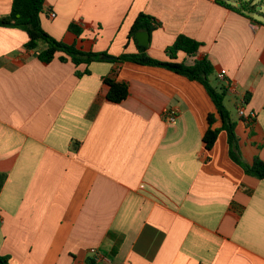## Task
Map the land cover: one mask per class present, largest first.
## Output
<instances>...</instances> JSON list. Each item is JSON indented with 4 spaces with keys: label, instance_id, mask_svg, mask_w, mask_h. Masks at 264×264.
I'll list each match as a JSON object with an SVG mask.
<instances>
[{
    "label": "crops",
    "instance_id": "1",
    "mask_svg": "<svg viewBox=\"0 0 264 264\" xmlns=\"http://www.w3.org/2000/svg\"><path fill=\"white\" fill-rule=\"evenodd\" d=\"M11 4L0 0V15ZM140 13L159 24L149 56L168 60L165 48L185 35L201 46L178 62L207 58L217 87L235 88L226 95L236 106L248 97L254 119L238 117L239 151L246 163L264 161V21L250 16L264 13L215 0H45L41 26L116 57L137 51L127 35ZM27 40L0 28V255L9 264H264V180L230 159L224 131L205 149L215 107L199 83L133 63L75 68L60 53L44 65ZM106 77L127 83L121 103L105 98Z\"/></svg>",
    "mask_w": 264,
    "mask_h": 264
},
{
    "label": "trees",
    "instance_id": "2",
    "mask_svg": "<svg viewBox=\"0 0 264 264\" xmlns=\"http://www.w3.org/2000/svg\"><path fill=\"white\" fill-rule=\"evenodd\" d=\"M218 5L228 8L238 14L244 15L245 12H253L255 5L251 2L240 4L239 7H233L225 0H215ZM45 0H12L11 10L6 15H0V28H13L24 31L28 40L24 44V49L33 51L35 57L44 65L51 63L57 56L60 62H71L75 68L81 64L90 65L93 62H111L118 66L124 63H133L148 67H158L169 70L177 75L185 77L189 81L199 83L206 91L211 99L215 113L207 116L208 128L205 131L202 141L206 150H211L214 146L218 135L221 131L226 133L228 154L230 159L237 164L246 175L264 180V161L255 157L251 163H246L241 159L239 151L238 137L236 134L237 121L231 119L230 113L224 105V97L227 89L223 87L213 86L210 82L211 75L214 74L212 64L207 58L194 61L192 65H186L184 62L177 61V53L182 52L186 56H194L201 43L185 36L178 35L174 42L167 46L164 50L168 60L161 61L148 55L147 46H141L137 43L136 33L145 31L151 34L156 30L159 24L149 15L140 13L133 22L127 39L132 40L136 46L135 53H126L111 57L106 53H97L93 51H83L75 44H66L46 33L41 26V15ZM69 31L79 36L82 28L75 23L69 24ZM109 57L108 60L101 59V56ZM83 74H89L86 69L83 73L75 70V75L81 77ZM103 83L106 86L105 98L115 104L124 101L128 96V85L126 82L117 81L112 78H104ZM245 103L248 97L244 98ZM217 118L221 121L220 127H214ZM6 175L0 173V191L5 182ZM0 264H9V257L0 255ZM84 264H98L95 257L89 256L85 259Z\"/></svg>",
    "mask_w": 264,
    "mask_h": 264
},
{
    "label": "built area",
    "instance_id": "3",
    "mask_svg": "<svg viewBox=\"0 0 264 264\" xmlns=\"http://www.w3.org/2000/svg\"><path fill=\"white\" fill-rule=\"evenodd\" d=\"M50 16L54 17L55 14L51 13ZM217 78L219 81H225L226 80V72L224 70H221L218 73ZM227 91H229V93H231V94L236 93L235 88L230 84H227ZM244 104H245L244 97H239L238 102H237V106H236L237 113L241 119H243L247 124H250L254 119V115L253 114H246ZM176 117H177L176 111L172 108H166L163 111V118H164L165 122H167L169 124L174 123L176 121Z\"/></svg>",
    "mask_w": 264,
    "mask_h": 264
},
{
    "label": "rangeland",
    "instance_id": "4",
    "mask_svg": "<svg viewBox=\"0 0 264 264\" xmlns=\"http://www.w3.org/2000/svg\"><path fill=\"white\" fill-rule=\"evenodd\" d=\"M231 2H234V3L238 2L240 4H244V3L246 4L248 2H253V4L255 5V9H257L258 12L264 13V0H236V1L232 0ZM250 16L254 17L255 19L264 21V19L258 13L251 14ZM210 82L213 86L218 85L213 75H211L210 77ZM224 105L226 109L228 110V112L230 113L231 118L235 119L236 121H239L240 117L238 116V113H237L235 100L233 98L227 97L226 95L224 97Z\"/></svg>",
    "mask_w": 264,
    "mask_h": 264
},
{
    "label": "water",
    "instance_id": "5",
    "mask_svg": "<svg viewBox=\"0 0 264 264\" xmlns=\"http://www.w3.org/2000/svg\"><path fill=\"white\" fill-rule=\"evenodd\" d=\"M137 43L141 46H147L148 42H149V34L145 31H139L136 33L135 35ZM101 59L103 60H108L109 57L103 55L101 56Z\"/></svg>",
    "mask_w": 264,
    "mask_h": 264
}]
</instances>
